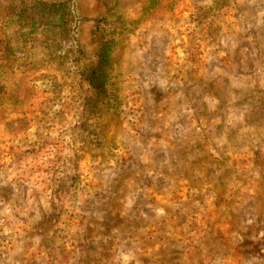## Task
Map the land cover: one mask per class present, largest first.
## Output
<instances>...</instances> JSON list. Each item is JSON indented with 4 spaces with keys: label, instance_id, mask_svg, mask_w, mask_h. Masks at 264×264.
Wrapping results in <instances>:
<instances>
[{
    "label": "rangeland",
    "instance_id": "374dc122",
    "mask_svg": "<svg viewBox=\"0 0 264 264\" xmlns=\"http://www.w3.org/2000/svg\"><path fill=\"white\" fill-rule=\"evenodd\" d=\"M73 1L87 54L117 38L126 118L82 145L75 65L0 34V96L35 98L0 107V264H264V0Z\"/></svg>",
    "mask_w": 264,
    "mask_h": 264
},
{
    "label": "trees",
    "instance_id": "16d2710c",
    "mask_svg": "<svg viewBox=\"0 0 264 264\" xmlns=\"http://www.w3.org/2000/svg\"><path fill=\"white\" fill-rule=\"evenodd\" d=\"M113 6L107 3L109 12L112 11ZM82 20L76 2L73 0H0V34L7 35L8 28L14 23L29 28V36L26 37L25 42L50 53L61 63L67 62L75 65L73 69L78 71L79 80L86 87V95L81 105L83 125L79 132L80 142L82 145L87 143L91 145L95 142L90 137L93 133L91 129L108 132L111 127L112 114L126 118L125 104L121 98L126 94V85L130 81H125L127 80L126 74L115 71L113 56L117 47V38L112 33L104 30L97 32L98 45L95 53L91 55L85 52L79 34ZM103 21L105 24L108 23V18L105 17ZM0 53V72L9 71L13 65L12 55L15 51L8 44L0 50ZM80 65L83 69L79 70L77 68ZM10 78L6 79L2 85L5 96H0V107L17 105L26 108L32 105L35 98L16 94L19 85L6 94ZM13 85L11 83L9 87ZM6 127L10 134L20 136L31 127V121L23 114L10 119ZM93 136L99 138L95 133ZM96 143L99 145V140ZM68 236L69 234H66L65 239ZM66 245L64 243L63 247L66 248ZM65 248L63 253L67 252L72 256L74 252H69Z\"/></svg>",
    "mask_w": 264,
    "mask_h": 264
}]
</instances>
